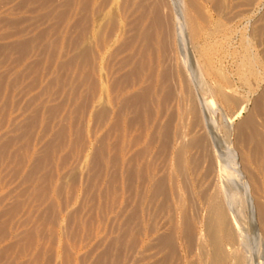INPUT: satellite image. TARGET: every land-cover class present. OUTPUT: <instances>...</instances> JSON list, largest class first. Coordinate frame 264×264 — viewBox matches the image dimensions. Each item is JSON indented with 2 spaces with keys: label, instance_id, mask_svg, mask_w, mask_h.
I'll list each match as a JSON object with an SVG mask.
<instances>
[{
  "label": "rangeland",
  "instance_id": "rangeland-1",
  "mask_svg": "<svg viewBox=\"0 0 264 264\" xmlns=\"http://www.w3.org/2000/svg\"><path fill=\"white\" fill-rule=\"evenodd\" d=\"M219 263L264 264V0H0V264Z\"/></svg>",
  "mask_w": 264,
  "mask_h": 264
},
{
  "label": "bare ground",
  "instance_id": "bare-ground-1",
  "mask_svg": "<svg viewBox=\"0 0 264 264\" xmlns=\"http://www.w3.org/2000/svg\"><path fill=\"white\" fill-rule=\"evenodd\" d=\"M181 28V27H180ZM104 87H106L105 85H104ZM232 122V121H231ZM201 144V143H200ZM231 156V155H230ZM229 156V157H230ZM225 157H226V155H225ZM228 161V160H227ZM233 163H235V162H233ZM226 165V164H225ZM236 165V164H235ZM214 166V165H213ZM228 167V166H227ZM230 167V166H229ZM235 168V167H234ZM209 169V168H208ZM226 169V168H225ZM234 170V169H233ZM231 171V172H233L232 174L233 175H235L234 173V171ZM235 170H236V168H235ZM223 172V171H222ZM228 174L229 175H227L228 177L230 176V173H229V171H228ZM207 177V176H206ZM225 177V176H224ZM233 177V176H232ZM235 177V176H234ZM237 177V176H236ZM225 182H226V180H225ZM230 182V181H229ZM223 188V187H222ZM238 189V188H237ZM223 190V189H222ZM226 191V190H225ZM204 193H205V191H204ZM224 193V192H223ZM216 195V194H215ZM224 195V194H223ZM225 195H227V197H228V194H225ZM212 196V195H211ZM224 198V197H223ZM222 198V199H223ZM228 199L229 198H227L226 200L228 201ZM225 200V201H226ZM219 201V200H218ZM214 202V201H213ZM222 202H224V201H222ZM228 203V202H227ZM226 207V206H225ZM218 208V207H217ZM238 208V207H237ZM222 211H224V210H222ZM226 211H227V209H226ZM230 211V210H229ZM236 211V210H235ZM237 212V211H236ZM223 213V212H222ZM219 214V213H218ZM221 214V213H220ZM215 215V214H214ZM227 215V214H226ZM213 217V216H212ZM208 218H209V216H208ZM219 219V218H218ZM215 219H210L209 220V226H208V232H207V234H208V239L210 240V243H212L211 245L214 247V249H215V251H216V253H220L223 249V246H222V244H224V240L225 239H227L228 238V236H227V226L229 225V224H227V222H228V220H227V218L226 217H224V218H221V219H219L218 221H214ZM206 223V222H205ZM236 226L237 227H239L240 225H239V223H238V221H236ZM231 225V224H230ZM205 226H207V225H205ZM239 229V228H238ZM233 230V229H232ZM240 234V233H239ZM172 236V235H171ZM231 236V235H230ZM234 236V235H233ZM227 237V238H226ZM235 237V236H234ZM233 237V238H234ZM238 237V236H237ZM167 238H168V236H167ZM232 238V239H233ZM168 239H170V238H168ZM194 241V240H193ZM205 241V240H204ZM237 241V240H236ZM174 243V242H173ZM169 245V244H168ZM233 245V244H232ZM235 245V244H234ZM225 246V245H224ZM207 250V249H206ZM223 252V251H222ZM214 253V252H213ZM215 254V253H214ZM221 254V253H220ZM205 256V255H204ZM217 256V255H216ZM224 256V255H223ZM215 258H218V257H215ZM220 259V258H219ZM239 259V258H238ZM225 261V260H224ZM236 261V260H235ZM240 261V260H239ZM208 262V261H207ZM219 262V261H218ZM223 262V261H222ZM220 264V263H219ZM240 264V263H239Z\"/></svg>",
  "mask_w": 264,
  "mask_h": 264
}]
</instances>
